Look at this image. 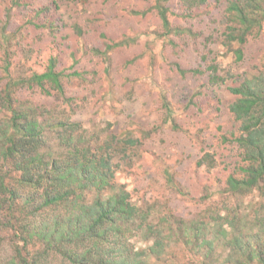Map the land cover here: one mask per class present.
<instances>
[{"label": "rangeland", "instance_id": "rangeland-1", "mask_svg": "<svg viewBox=\"0 0 264 264\" xmlns=\"http://www.w3.org/2000/svg\"><path fill=\"white\" fill-rule=\"evenodd\" d=\"M157 1L0 0V26L8 16L11 35L26 33L7 42L0 37V91L6 81L1 70L4 50L15 64V76L21 70L42 71L55 56L56 68L64 75V94L49 96L17 85L12 96L24 105L48 109L50 113H44L50 120L61 115L79 121L90 134L140 139L142 144L130 151L129 160L114 158L119 164L115 178L126 185L133 202L151 207L152 224L169 214L189 223L201 214L215 216L218 209L234 210L248 223L256 212L264 214V196L258 191L243 196L224 192L227 176L240 164V150L221 137L238 133L239 123L228 110L235 97L229 87L264 70V21L239 61L233 54L236 44L220 43L229 0H208L206 6L193 8L190 17L183 15L180 0H166L172 27L180 28L179 34L167 35L154 8ZM122 39L127 41L108 51L107 59L91 53L93 47L104 50L106 43ZM209 52L219 74L233 73L220 85L208 84L204 56ZM73 71L82 75L69 76ZM8 117L0 107V122ZM51 136L54 133L47 139ZM204 151L216 158L211 170L197 165ZM135 240V249L151 243ZM16 244L20 243L2 241L0 264H6ZM180 246L170 241L164 259L152 258L148 264H165L171 258L187 261Z\"/></svg>", "mask_w": 264, "mask_h": 264}, {"label": "trees", "instance_id": "trees-1", "mask_svg": "<svg viewBox=\"0 0 264 264\" xmlns=\"http://www.w3.org/2000/svg\"><path fill=\"white\" fill-rule=\"evenodd\" d=\"M164 2L154 4L164 35L179 34L180 28L172 27ZM180 3L183 15L190 17L193 8L206 6L208 0ZM224 14L220 43L236 44L233 54L241 61L244 46L261 30L264 0H229ZM10 25L5 16L0 26L3 42L26 35L23 31H12L11 35ZM75 31L83 33L79 26ZM125 41H110L104 50H90L107 59L108 51ZM211 52L204 56L208 60V84L220 85L233 73L227 71V77L219 74V66L209 57ZM8 54V50L3 51L1 65L6 81L0 91V107L9 112V117L0 122V244H20L6 264H55V259L59 264H148L152 258L154 262L164 259L170 241L180 243L183 255L189 257L187 261L171 258L165 264H264V214L260 211L248 223L234 210L218 209L215 216L201 214L189 223L169 214L152 224L151 207L133 202L126 185L115 178L119 164L114 158L122 155L129 160L130 151L141 145V140L90 134L79 121H69L59 114V118L50 120L44 113H50L48 109L17 101L12 96L17 85L35 87L49 96L54 92L64 94V75L56 68L57 58L51 56L42 71L21 70L15 76L11 69L15 64ZM229 92L235 96L228 110L239 123L238 133L222 136L221 141H233L238 146L240 164L227 176L224 192L243 196L258 191L264 196V70L243 77L229 87ZM49 133L54 136L47 139ZM197 165L214 168V153L204 151ZM215 222L219 227H214ZM139 237L151 243L135 249V238Z\"/></svg>", "mask_w": 264, "mask_h": 264}]
</instances>
